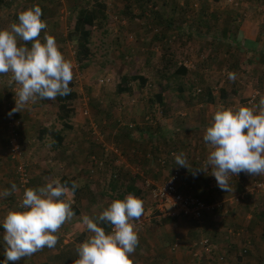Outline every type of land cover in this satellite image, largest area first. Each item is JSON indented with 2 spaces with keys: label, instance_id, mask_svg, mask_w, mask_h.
I'll return each mask as SVG.
<instances>
[{
  "label": "crops",
  "instance_id": "obj_1",
  "mask_svg": "<svg viewBox=\"0 0 264 264\" xmlns=\"http://www.w3.org/2000/svg\"><path fill=\"white\" fill-rule=\"evenodd\" d=\"M11 1L12 0H0V29L8 28L12 23H15L16 21L18 22V14L21 11L38 5L42 9V19L47 23V28L41 32V41L43 42L45 34L54 36L60 51L63 53L64 57L71 62L74 70V63L72 61L74 60L73 54L75 52L74 42L69 41L68 33L74 26L76 13L74 19L70 21H68V19L63 20V15L60 13H69L68 11H64V9H66L64 7L59 10L60 13L56 16L57 22L50 23L51 21H48V18L52 12L49 14L48 11L52 7V0H26L25 3H21L19 6L13 5ZM28 1L29 3H27ZM202 1H204L205 7L201 12V14L203 13L204 15H201L200 22H205L206 26H197L198 24H201L198 22V18L196 21L197 25L193 24L194 28L190 27L191 25L183 28L192 29L194 34L196 33V29H198L197 27L202 31L209 30L208 37L211 38L209 40L213 41L211 44L212 47H216L217 45L222 46V42L225 39L233 36V38H235L233 44L237 45L236 48H238L240 44V47L245 46L247 49V51H243L242 56L240 54L237 60H235L236 68L233 72L236 73V77L243 78L245 77L244 75H246L248 78H251L253 82H255L254 80L257 77H264V71H261L260 69L256 70L257 68H255L260 64L261 53H264V50L261 48L262 43L264 42V20H259L257 19L258 17L255 18L250 11L245 9L247 4H250L252 7L256 8L260 14L264 15V3H262L264 0H249L246 3L242 2L237 8L228 6L224 10L213 5H210L207 8L208 3H205V0ZM231 1L235 5H238V0L237 2L233 0ZM31 4L34 5L31 6ZM228 8H230V10H228ZM190 29L188 30L191 32L192 30ZM188 30H184L187 31L186 37L187 35H190ZM182 39H185V37ZM21 43L23 42L21 41ZM142 44L143 43H140V45ZM27 46L31 47V44L29 43ZM70 47L73 51L68 50ZM212 49L213 48H211L210 52L204 54L207 58L200 60L199 72L204 71L205 74H210L212 71H216V69L210 64L216 66L217 62H219L218 56H221V54L219 53L217 56L216 53H213ZM222 56L225 57L226 55L222 54ZM262 61H264V58ZM239 64H246V66L244 65V67L241 68ZM188 74L190 73H187V75ZM144 76L146 77V75ZM187 80L188 79H185L186 82ZM239 83H241V80L238 81V87L230 86V88H219V91L210 89L212 95L214 97L216 95L217 98H219V100H216L215 97L213 103L204 100L194 101L193 99L196 96L195 92L190 90V87L186 88L184 84H180L176 88L160 85L156 86L155 89H152V87H154L152 85V87L144 85L140 88L136 87V89L131 86L130 91L116 95V101L113 100V102H110V100H108L109 103L106 104V109L102 112L110 110L113 111L115 115H123L116 119L118 122L117 129H119V134H126V131L122 128L123 126L120 125L124 124L126 127L134 125L131 124V122H134V118L132 119L130 117L134 115L133 110L137 111V109L135 107L132 108L131 105L140 106L137 114L134 115L136 120H138V118L141 119L140 115L138 116L140 111L144 114L149 112L145 115V122L148 124L146 125L144 123L142 126L139 125L138 128L140 129V133L138 137L137 135L136 137L131 136V132L130 134L128 133L131 137L127 138L134 142L131 145L125 144L124 146L131 148V151L134 148L136 150L141 148L140 151L143 152L146 151L148 146L155 147L153 154L151 153V159H145V163L149 167L147 174L155 184H161L172 171L171 167L166 166V163L163 161L166 155L172 150L165 151V153H167L165 154L164 151L161 150V147L165 146V143L172 148L176 147L179 153L185 154L190 168H192L189 169L186 167L184 171L182 170V175L178 182V189L183 193L194 194L190 190H193L192 188H197V192L201 195L196 193L194 195L201 196L202 198V196L205 195V192H202V189L204 187V179L206 178L203 176L204 172L195 173V170L204 163L209 154V147L203 140L206 128L212 123L213 116L217 110L223 108L238 109L240 106L251 107L248 105L250 104L248 102L249 94L247 96L246 94H243L242 96L241 93H243L245 89L242 87V84ZM146 84H148V80ZM256 86H261V88L264 87L260 85V83L255 84V88H258ZM10 89L11 83L9 82V75L0 76V192H3L5 189L10 190L13 183L16 185L18 183L14 161L8 155V141L4 126V113L10 111L12 103ZM220 89L225 91L226 94L224 97L220 95ZM198 90V92H200V89ZM134 93L135 95H133ZM158 94L161 95V102L156 98V95ZM139 95H146L144 101L139 98ZM259 99H256L255 102L253 100L252 105H257ZM53 101H55V105H51L54 103ZM193 105H195L193 108L195 110L191 109ZM180 106H182V111L180 110ZM185 106L191 107L187 109ZM70 108V113L65 118H61L56 99L42 100L38 98L35 102H29L22 112L15 113L21 122L24 159L29 164L32 174L28 188L38 190L53 180H59L62 183L63 178H65V181L68 180L67 187L72 200L71 207L72 210H74L73 243H70V239L63 240L64 243L60 245L56 244L53 248L45 247L31 256L15 262V264H74V261L79 258L77 247L92 235V233L86 229V226L83 225L82 217L84 215L93 218L98 225L104 227L107 232H110L111 230L112 226H108L106 221H99L96 218L106 208V203H108L107 205L111 204L105 202L103 198L107 197L113 201L116 197L114 194H110L111 192H114L115 189H110L111 184L110 182H107L109 183L107 184L110 189L109 192L100 191L98 196L92 195L87 198L84 197L85 193L87 194L90 192L89 190L88 192L84 191V189L88 188L91 181L83 180V174L87 172L86 169H89V167L91 169L94 167V169L99 168L102 170L103 168L100 167L104 166V161L97 158L95 156V150H92L91 145H93V143L91 142H93L92 139L94 138L92 136L87 138L85 135V130L86 128L89 129V126H85L82 113H86L88 110L81 107L78 109V107L74 105V100L72 101ZM149 108H151V110ZM156 109H161V117L156 116ZM210 109H213V116H209L208 112H206V110ZM74 110H76V117L74 115ZM145 110L147 111L145 112ZM116 111H119L120 114H116ZM178 111H181V114L179 113L180 116L176 115ZM102 114L106 118L111 117L110 114ZM115 115L113 118H115ZM100 116L101 115H99V117ZM154 116L158 119V121H155V126L152 125L155 124L153 121L155 120L153 119ZM159 119H161V124ZM114 124L117 123L115 122ZM157 131L160 132L162 137H164V144H158L160 140L157 139L158 136L153 135V137L150 138L152 133ZM193 131H195V133H193ZM156 134L158 135V133ZM95 139L98 140L102 150L105 152L104 149L107 150V147H105L106 142H103V138L101 137V139H98L96 137ZM138 141H142L144 146L138 144ZM86 143L89 145L86 146ZM157 144L158 146L156 148ZM86 148L88 149L87 151ZM121 153L122 151L120 154ZM125 155L121 154L120 157L123 156L124 158ZM134 157H136L134 161L133 159H130L131 164L124 160L123 165L127 168L129 165H133L134 167L140 166L141 171H144L142 168L143 163L142 166L137 165V161L139 160L138 155L136 154ZM156 162L158 163L156 164ZM99 163H101V165H99ZM155 164L156 170L154 166ZM161 171H164L163 175H161ZM159 178L162 179L160 180ZM120 182L122 183V187L125 188L126 184H131L133 181L130 179L128 181ZM133 183L137 188L141 189L140 199L143 201L144 205V214L142 218L139 221H133L138 229L139 236V244L133 254L134 264H144L145 262L149 264H208V262H213V260L217 261L215 260V256L218 258L222 253V249L219 250L216 248L218 245L211 244L215 246V248H212L213 252H208L205 250V245L200 243L202 241L201 238H206L207 235H195L194 238L190 239H187L186 237L190 230L194 228L199 229L200 232H209L211 229L219 231L221 229L219 223H223L221 220L218 224L216 222L213 223L215 226L213 225L210 227L211 223L205 224V226L204 223L210 216H212V214L206 216L205 221L202 223H198L188 217L177 215L173 212L170 206H159L156 202H152L151 194L149 195L138 181L135 182L134 180ZM74 186L76 187L75 191ZM17 193L18 192H14L8 197H0V264H3L5 259L4 244L2 242V236L5 230L2 226V221L10 210L19 209L15 205V194ZM128 194L129 193H125L123 197H126ZM64 198L65 197H60V199ZM86 200H88L90 204L86 203V209H82V206L84 205L80 206V204L81 202L84 204ZM99 200L103 203H99ZM236 206L238 205L234 204V208ZM218 211L219 210L217 209L215 214H217ZM145 214L150 216L145 218ZM233 215H231V218ZM225 217L224 214L222 219H225ZM213 227H215V229ZM242 229L243 228H241V230ZM236 232L238 233L239 231ZM57 236L58 238L63 237L62 234ZM176 244L177 246L173 247ZM212 253H214V257ZM9 264H14V262L9 261Z\"/></svg>",
  "mask_w": 264,
  "mask_h": 264
},
{
  "label": "rangeland",
  "instance_id": "obj_2",
  "mask_svg": "<svg viewBox=\"0 0 264 264\" xmlns=\"http://www.w3.org/2000/svg\"><path fill=\"white\" fill-rule=\"evenodd\" d=\"M94 1L95 0H52V7L48 11L49 14L51 12L52 13L49 16L48 21L50 20V23H56L57 14L60 13L59 10L64 7L66 8L64 9V11H68L69 13L63 12L60 14L63 15V20L68 19V21H70L74 19L75 13H77L80 8L90 7ZM238 1V5H235L231 0H205V3H208L207 8L210 5H213L217 8H222L221 10H224L228 6L237 8L242 4V2L246 3L249 0ZM25 2L26 0L11 1V3L16 6H19V4ZM27 3H29V1ZM105 3L107 6L105 9L106 16L104 20L101 21V25L97 27L96 30L91 32V55L88 60H86V63L88 62V64L86 66H81L80 64H78V62L76 61L75 52L73 54L74 60H72L74 63V90L77 93V98L74 100V105H76L78 109L81 107L88 110L86 113H82L85 126H89V129L86 128L85 130V135L87 138H89L90 136L94 138L92 139L93 142H91L93 143V145H91L92 150H95V156L97 158H99L101 161H104V166L100 167L103 168L102 170H100L99 168L94 169V167L91 169L89 167V169H86L87 172L83 174V180L85 179L87 181H91L88 188L84 189V191L88 192L89 190L90 192L87 194L85 193L84 197L87 198L88 196L92 195L98 196L100 194V191L109 192L110 189H115L114 192L110 193L114 194L115 196L123 194L125 191L120 181H128L131 178H134V176L136 177L135 179H137V181L143 186L144 190L147 191L150 195V187L146 185V181H150V183L152 184L151 186L161 185L165 181L164 180L161 184H155V182H152V179L147 174V172L149 171V167L145 163V159H151V153L153 154L155 147L148 146V148L144 152L140 151L141 148H138L137 150L134 148L131 151V148L125 147L124 145H131L134 141H131L129 138L124 137L125 135H119V129H117L118 122L116 121V119L123 115H121L119 111H116V114H120V116L115 115L113 111L110 110L102 112L106 109V104L109 103L108 100H110V102H113V100L116 101V95H119V92L117 91V85L122 77L125 76L128 78L131 74L134 73L144 74L146 75L148 80V84H146V86H154L152 87V89H155L156 86L160 85H166V87L169 86L170 88H176L180 84H184L186 88L190 87V90H192L193 92L200 89V93H206L208 90L210 91V89L219 91V88H230V86L238 87V81L241 80V83L239 84H242V87L245 89L241 94L242 96L243 94H246V96L249 94L248 102L250 104L248 105H250L251 107L253 106L252 101H255V99H259L260 95L258 93L259 90L255 88V84L260 83V85L264 86V77L255 78V82H253L251 78H248L246 75H244L245 77L243 78L236 77V80L234 81L236 83L228 79L227 73L233 72L236 68L235 60H237L240 54L241 56L243 55L240 44L238 48H236L237 45L233 44V42H235V38H233V36L226 39L229 42L228 47H223V45L212 47L211 44L213 43V41L209 40L211 38L208 37V31L201 30L202 33L200 34V36H198L196 33L194 34L192 29L187 28L186 30H192L191 32L188 30L190 32V35H187L186 37V34H183L185 35V39H180V37H178L177 31L179 27L183 28L185 26L187 27L188 25H191L190 27L194 28L193 24H196L197 19L200 18L201 15H204L203 13L201 14L202 10L205 7L204 1L202 0H171L167 5L163 3V0H105ZM262 3H264V1ZM33 5L31 4V6ZM143 5L144 7H142ZM149 9H153V11H156L158 13L154 15L152 10L150 11ZM245 9L247 11H250L255 18L258 17L257 19L264 20V15L260 14L256 10V8L252 7L250 4H247V7H245ZM143 10H145L147 14ZM228 10H230V8H228ZM169 15H171L169 21H172L174 27L170 34L174 37H171L169 35L165 38L163 34L167 33L166 30L158 25L160 24L161 20L163 21V19L166 18V16L168 17ZM165 20L167 21L168 19ZM140 43L143 44L140 45ZM211 48H213V53H216L217 56L219 53L221 54V56H218L219 62H217L216 66L210 64L216 69V71L214 70L210 74H205L204 71L199 72L198 66L200 64V60H204V58H207L204 56V54L206 52H210ZM261 48L264 50V42L262 43ZM68 50L73 51L71 47L68 48ZM222 54H225L226 56L224 57L222 56ZM263 58L264 53H261V61L259 62L260 64L255 67L257 68L256 70L260 69L261 71H264V61H262ZM167 59H173L175 64H178L179 62L185 63L189 67L190 74L185 77V79H188L187 82L182 83L183 77L180 76L173 78H162L160 76V73L164 71L163 69L161 70V68L167 64ZM244 65L246 66V64ZM244 65L239 64L241 68H243ZM100 79L102 80L101 82L99 81ZM130 84L134 89H136V87H139V82L137 80H130ZM261 91V94L264 95V87L261 88ZM195 94L197 95V93ZM133 95H135V93ZM145 96L146 95H139V98L144 101ZM200 96H195L194 99H192L194 101H198ZM215 97L216 100H219L216 95ZM253 97H255V99H253ZM53 102L54 103H52L51 105L56 104L55 101ZM194 106L195 105H193L192 107L185 106V108L187 107V109H189L191 107V109H193ZM14 107L15 103L12 102L10 111ZM131 107H135L137 111L140 109V106L131 105ZM149 109L151 110V108ZM161 109L155 110V114L157 113V117L162 116V113L160 112ZM213 109L206 110L209 116H213ZM180 110H183L182 106H180ZM133 111L134 115H136L137 111ZM146 111L147 110H145V112ZM181 111H178L176 115L180 116ZM6 113L8 112L6 111L4 115ZM102 113L110 114L111 117L106 118ZM148 113L149 112H146V114ZM146 114L140 111L138 113V116L140 115L141 119L138 118V120H136V117L133 115L132 117H130L132 119L134 118V122H131V124L142 126L145 123L147 125L148 123L145 122ZM99 115L101 116L99 117ZM114 115L115 118H113ZM14 117L16 119L18 118L16 115H14ZM153 119H155L153 120L155 124L152 125L155 126V121H158V119L155 116ZM159 120L161 124V119ZM115 122L117 124H114ZM120 126H124V124ZM133 128L134 129L130 131L131 136L136 137L137 135L138 137L140 129L136 127ZM193 133H195V131H193ZM96 137L98 139H101L102 137L104 140L103 142H106L105 147H107V150L104 149L105 152L102 150V147L99 144L98 140L95 139ZM158 137L159 138L157 139H160L158 144H164V137ZM86 144V146L89 145L88 143ZM138 144H142L144 146L142 141H138ZM158 144L156 145V148ZM87 150L88 149L86 148V151ZM161 150H163L164 153L168 150L173 151H171L170 154L165 153L168 155H166V157L170 161V164L166 162V166L171 167V170L179 169L182 172V170L184 171L186 169V167H181L175 164V157L173 153L180 154L179 151H177L176 147L172 148L170 145H167L165 143V146H162ZM121 151L122 155H125L127 153L124 158L123 156L120 157ZM136 154L138 155L139 159L137 161V165L142 166L143 163L142 168L144 171H141L140 166L134 167L133 165H131V167L129 165L130 168L129 166L127 168L123 165L124 160L129 163L130 159H133L134 161L136 159L134 155ZM19 162L27 166V189L31 180V170L29 164L24 159V156L23 159H21V161ZM157 163L158 162H156V164ZM156 164L154 165L155 170ZM113 167H117L119 169L118 175L120 177L118 182H111L112 184L110 185L109 189V187L107 186V184L109 183L107 182H109L111 176H113V174L111 173V169ZM163 174L164 171H161V175ZM203 174L206 179H204L203 182L204 187L202 189V192L204 191L205 195L202 196V198L208 202L218 200L222 204L221 208L218 209V213L215 214V210L212 213V216H210L208 220H206L204 226L205 224L211 223L210 227H212L214 225L213 223L216 222L218 224L220 220L223 223H219L221 228L219 231L217 229V231H214L213 229L209 231L207 229L209 232H200L199 229H191L186 238L190 239L194 238L195 235L199 236L200 234H205V236L207 235L209 239H212L211 242H214L213 244L218 245L217 247L219 250L222 249V255L224 259L219 260L215 256V260L217 261L213 260V262H208V264H262V258H264V192L260 193V190L259 192L254 190L253 194L249 195L245 199L244 203L239 204L235 208L234 203L236 202V197L233 195H238L239 197V192H241V190L243 189L242 185H250V183L255 179H260L263 176H252L245 172H241L240 175L244 180H242V182H238V180H240V175L231 177L230 186L232 191L226 193L225 191L220 189V187L217 185L215 177L211 175L210 172L207 174ZM159 179L161 180L162 178ZM18 189L19 192L15 194V205L19 208L21 200L19 194L20 192H22V189ZM192 189L193 190H190L192 193H196L198 195L200 194L199 192H197V188ZM103 199L105 200V202L109 203H111L112 201L107 197H104ZM151 200L152 202H154L152 198ZM98 202L101 204L103 203L100 200ZM86 203L90 204L88 200H86L84 204H82L81 202L80 206L84 205L82 206V209H86ZM107 204L108 203L105 204L106 208L109 206ZM229 204H231V207L228 206ZM232 211L235 216L232 214ZM224 214L226 217L225 219H222V216H224ZM231 215H233L232 218ZM147 216L149 217L150 215H144L145 218ZM213 228L215 229V227ZM230 228L235 231H239V235L233 237L234 233L229 230ZM241 228L243 229L241 230ZM55 234L63 235V237L58 238L57 244L60 245L64 243L63 240L68 239L71 240L70 243H73L74 216L71 220L66 222ZM212 255L214 257V253H212ZM144 264L149 263L145 262Z\"/></svg>",
  "mask_w": 264,
  "mask_h": 264
},
{
  "label": "clouds",
  "instance_id": "obj_3",
  "mask_svg": "<svg viewBox=\"0 0 264 264\" xmlns=\"http://www.w3.org/2000/svg\"><path fill=\"white\" fill-rule=\"evenodd\" d=\"M42 15L41 7L33 6L18 14V22L0 29V76L10 74V82L16 85V104L9 115L22 112L38 98L55 100L71 92L73 66L54 36L45 34L41 41V32L47 28ZM29 43L31 47L27 46ZM227 76L233 82L236 80L235 72H228ZM203 140L209 154L195 173L210 172L226 193L232 191L231 177L241 172L264 176V95L253 107L217 110ZM173 155L176 165L192 169L184 153ZM14 192L19 189L13 183L10 190L0 192V197ZM71 204L69 189L59 180L38 190L25 189L19 209L10 210L2 221L3 264H15L45 247H55V233L74 216ZM143 214V201L129 193L123 199L113 200L96 218L110 223L111 232L84 215L83 225L92 235L77 247L79 258L74 264H134L139 236L133 221H139Z\"/></svg>",
  "mask_w": 264,
  "mask_h": 264
},
{
  "label": "trees",
  "instance_id": "obj_4",
  "mask_svg": "<svg viewBox=\"0 0 264 264\" xmlns=\"http://www.w3.org/2000/svg\"><path fill=\"white\" fill-rule=\"evenodd\" d=\"M170 1L171 0H163V3L165 5H167V4H169ZM106 7L107 6H106V3H105V0H95L90 7H82V8H80L77 11L76 15H75L74 26H73L72 30L68 33V38H69V41L74 42L76 61L81 66H86L88 64V62L86 63V60H88V58L91 55V49H90L91 32L96 30L97 27H99L101 25V23H102L101 21L104 20V18L106 16L105 15ZM142 7H144V5ZM179 8H180V6H179ZM151 10H152L154 15L158 13L156 11H153V9H151ZM143 11L145 12V10H143ZM170 17H171V15H169L168 17L166 16V18H164L163 21L161 20L160 24L158 25V26H160V27H162V28H164L166 30L167 33L163 34L165 38L167 36H169V35L171 37H174V36H172L170 34L172 29H174L172 21H169ZM160 18H161V14H160ZM165 19H168V20L166 21ZM200 21H201V18H199L198 22H200ZM204 25H205V22H202L201 24H198L199 27L200 26L203 27ZM199 27H198V29H196V34L198 36H200V34L202 33L201 29ZM184 30H186V29L182 28V27L181 28L179 27V29L177 31V35H178V37H180V39L185 37V35H183V34H186L187 31L185 32ZM207 31L209 32V30H207ZM222 43H223L222 44L223 47H228L229 46V42L226 39ZM244 47L245 46L240 47V48H242V51H247L246 47L245 48ZM166 62H167V64L161 68V70L163 69L164 71L162 73H160V76L162 78H166V77L167 78H170V77L173 78V77L180 76V77H183L182 78V80H183L182 83H185L186 81H184V79H185L187 73H189V71H190L189 67L185 63H182V62H179L178 64H175L173 59H167ZM129 79L130 80H137L139 82V88L143 87L144 85H146V82H147V77H145L144 75H139V74H135L134 73V74H131L128 78L124 76V77H122V79L120 80V82L117 85V91L119 93L130 91L131 84H130V80ZM69 87L71 88V92L68 95L58 96L56 98V101L58 102V107H59V110H60V113H61V118H65L70 113V111H71L70 105H71L72 101L77 98V93L74 90L73 81L70 82ZM257 89L259 90V94H260L259 98H260V96H262L261 87L258 86ZM220 90H221V94L220 95H222L224 97L225 94H226L225 91H223V89H220ZM198 91L199 90H197V92L195 91V93H197L196 96H200L201 95L200 98H199L200 101L204 100V101L210 102V103L214 102L215 97L212 95V93L209 90L206 92V94L203 93V92L200 93ZM156 98L161 102V95H159V94L156 95ZM75 113H76V110H74V114ZM133 127L138 128L139 126H137V124H134L133 126H130V127L123 126L122 128H124L123 130L126 131V134L120 133L119 135H121V136L125 135L124 137H130L128 135V133L130 134V131L134 129ZM20 133H21V127H20ZM156 133H158V136H161L160 132L157 131V132H153L150 138H152L153 135L156 136L157 135ZM7 141H8V136H7ZM168 154H170V153H168ZM163 161L165 163L168 162L170 164L169 159L167 157L165 159H163ZM118 171H119L118 168H112L111 169V173L113 174V176H111V179L109 180L110 184H112L113 182H118L119 181V177L120 176L118 175L119 174ZM135 178L136 177L131 178V180L133 182H134V180H135V182H137V179H135ZM242 180H244V179L240 175V180H238V181L242 182ZM133 182H131V184H126L125 188H124L125 192L123 194H119L118 196H116L114 198V200L115 199H123L124 198L123 196H124L125 193H132L137 198L140 199L141 189L137 188L134 185ZM62 184L67 186L68 185V180L65 181V178H63ZM75 189H76V187L74 186V191H75ZM244 202H245L244 199L240 200L237 203V205L242 204ZM228 206L231 207V204H229ZM218 209H220V207ZM72 211H74V210H72ZM106 223H107L108 226L111 227L110 223H108V222H106ZM211 240L212 239L208 240L209 244H213L214 243V242H211ZM216 251H217V249H216ZM211 252H213V250ZM222 253H221V255H222ZM223 259H224V257H223ZM262 264H264V258H262Z\"/></svg>",
  "mask_w": 264,
  "mask_h": 264
},
{
  "label": "built area",
  "instance_id": "obj_5",
  "mask_svg": "<svg viewBox=\"0 0 264 264\" xmlns=\"http://www.w3.org/2000/svg\"><path fill=\"white\" fill-rule=\"evenodd\" d=\"M234 1L237 2V0ZM99 81L101 82L102 80L100 79ZM15 88L16 85L14 83H11L10 97L12 102L16 104L14 91ZM9 113L10 112L4 115V126L8 136V155L14 161L16 177L18 180L17 188L22 189V192H20L19 194L20 198L22 199L23 191L26 189V185L28 183V175L26 171L27 166L19 162L21 161V159H23L24 156L23 138L20 133L21 123L18 118L16 119L14 117L15 114L9 115ZM99 165H101V163H99ZM181 175V170L174 169L169 173V175L161 185L151 186L152 184L150 183V181H146V185L150 187V194L154 202H156L159 206H170L173 212H175L177 215L188 217L198 223H202L205 221L206 216L212 214L219 207L221 208L222 204L218 200L208 202L194 194L181 192L178 189V182ZM254 190H256L257 192H259L260 190V193L264 192V176L260 179H255L250 183V185L245 186L244 184L242 191L239 192V197L238 195H233L236 197V202L234 204H237L240 200H245L249 195L253 194ZM231 231L234 233L233 237L239 235V232L237 233L234 230ZM201 240L200 243L205 245L204 247L206 251L211 252L212 248H215V246L208 243L209 239L207 237L201 238ZM176 246L177 244L173 247ZM217 259L221 260L223 259V256L219 255Z\"/></svg>",
  "mask_w": 264,
  "mask_h": 264
}]
</instances>
